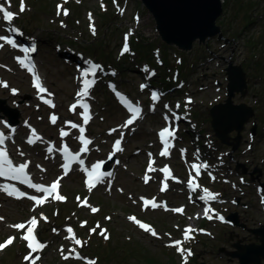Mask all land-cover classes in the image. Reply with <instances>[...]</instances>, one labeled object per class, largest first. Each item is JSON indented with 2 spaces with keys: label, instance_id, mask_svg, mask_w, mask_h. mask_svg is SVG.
Returning <instances> with one entry per match:
<instances>
[{
  "label": "rangeland",
  "instance_id": "obj_1",
  "mask_svg": "<svg viewBox=\"0 0 264 264\" xmlns=\"http://www.w3.org/2000/svg\"><path fill=\"white\" fill-rule=\"evenodd\" d=\"M3 1L5 2V0ZM3 1L0 0V3ZM101 1L83 0V2L79 3V0H71L70 4L67 5L60 2L56 3V0H23L25 11L20 13L19 23L28 35L38 38L41 42L38 58L51 90L57 95L58 114H61L62 118L68 116L66 107L78 89L75 81L77 73L70 65L64 62L65 58L62 54L65 52L73 54L80 51L86 57L89 56L102 61L106 70L113 69L117 71L119 74L117 77L118 83L135 96L142 94L137 89L142 77H140V80L135 81V75L139 73V67L149 69L160 63H166L167 67H181L180 62L183 61L184 66L181 68L187 67L189 69V67H192L191 64L193 62L201 64L204 57L210 56L212 59L202 63L196 70L194 69L191 73H188L185 85L186 90L188 89L191 92V97L194 96L196 98L193 99L194 103L190 105L182 102L180 98L177 103H183L184 109L190 112L191 121L196 124L200 134L202 135L203 132L204 138L213 139V143L216 145V148H213L215 149L214 151L222 155L223 160L227 161L225 167L230 166L231 169V167L236 166L240 162L246 165L247 174L250 175L256 168L260 169L262 174L255 173V182H252L251 178L248 177L250 185H245L244 182H241V177L236 176L235 172L232 171L228 173L233 179L232 182H228L221 177L220 173L216 174L217 180L214 183L222 184L223 191L215 190L213 187L211 192L216 191L223 195L224 192L228 193V197H231V200L237 201V205L230 201L229 204H225L229 208L226 209L221 206L220 210L225 214L226 212L229 214L237 213L240 225L230 228L228 225L223 227L218 222H210L207 227L208 234L195 232L196 236L199 235L196 241L200 242H190V246L194 249V255L191 259H188L189 256L187 257V264H239L238 259H234L226 253H221L220 249L225 248L227 251H234L233 244L239 240H244V243L258 242L249 229L258 228L261 224H264V215L255 187L256 184H264V0H250L255 4L252 17L256 22L243 32H241L242 26L237 27L236 20L234 24L231 23L233 20L231 11L233 10L234 0H225L226 15L218 21L224 37L220 40L217 37L207 39L203 45L197 41L190 50H183L163 41L157 30L156 20L141 0H114L116 9L113 7L111 14L109 11L107 12V9L103 10ZM10 2L12 7L19 12L21 0H10ZM74 2L78 3V5L74 4ZM58 5L62 6L59 15L57 14ZM106 7L108 8L107 4ZM67 9L69 10L68 18L63 14L64 10ZM106 12V16L102 19L103 14ZM89 14H91V19H89ZM229 25H231L232 30H229ZM92 26L95 28V34L91 30ZM253 37L255 38V43L249 44V39ZM127 39H130L132 43L131 50L122 52V45ZM136 39L141 40L140 42L146 52L140 50V45L133 44ZM58 45L61 46V50H56ZM207 46L210 48L209 51L206 49ZM136 47L137 49H135ZM165 51L168 55H165ZM128 53L131 54L126 55L125 59H119L118 56ZM200 55L201 57H199ZM119 61L123 64H120ZM0 62L13 64L8 51L5 50L0 54ZM229 64L239 65L243 68L249 86L248 94L245 97H241L240 94L236 93L232 99L233 102L235 104L245 103L254 110V116L245 124L241 132L238 149L233 153L232 145L221 144L218 141L219 139L216 137L209 119L210 108L215 103L225 102L226 68ZM165 70L167 72V68ZM3 79L11 82L9 88L0 86V99L5 101V105L11 109H14L15 106L18 108L15 109L20 115V121H29L37 125L50 139L57 137V131L64 126L60 125L57 129L50 128L47 124V109L35 105L36 103L32 101L33 99L29 98H26L21 106L16 105L17 103L21 104L24 97L33 95L29 85V78L24 73L14 69L7 71L0 68V80ZM216 81H218L217 84L215 83ZM12 89H16L17 93L13 94ZM102 89V93L100 88L97 90L99 94L96 92L95 126L90 127L91 132L98 139L99 145H102L103 141L108 143L106 130L113 126L120 127L124 117L103 85ZM197 110H200L203 115ZM253 123H256L255 138L250 137ZM162 125L158 117L147 118L142 122L134 139L129 138L131 151L128 149V152L130 151V154L123 157L124 165V160L131 163L129 171H125L123 167L122 169L120 168L116 186L111 192L101 189L94 192L91 196L92 206H98V204L101 206L99 218L103 222L100 221L99 230L107 229L109 236L107 240L98 234L99 230L93 234L90 233L91 229L96 227V225L92 224L89 209L81 210L79 208L80 205L78 206V201L72 202L75 193L82 192V188L84 189L83 178L79 172L63 180L62 193L64 192L68 195L66 197L70 201L67 204L69 207L75 210L76 206L82 212H73L67 206L64 207L65 204L57 205L60 210L58 216L55 208L47 211L51 223L58 225L71 223L74 225L77 235L84 240V248L91 243L92 236L90 235H97L98 238L96 237L97 239L94 243L98 241L97 246L99 247L92 251L93 253H90V250H87L88 253L86 252L90 256H93V254L95 256L96 254L97 256L99 255L100 263L98 261L97 264H137V258L132 254H136V257L140 258L144 256L145 259H150L156 264H185L184 256L178 254L176 252L177 248L170 245H172V241L182 237V227L188 223L189 219L187 217L185 219L183 217H175L170 213L166 214L161 211L143 212L140 209L139 197L141 195H160V193L156 183L144 185L140 180L139 176L143 171V168H141L142 164L146 163L147 160L146 155L134 157L131 152L139 146L146 149L151 148V145L155 144V130ZM21 128L23 135L19 140L22 143L21 152H25L28 148L23 140L28 136V132L22 126ZM185 130H189L187 125ZM193 136L194 134L191 131L184 135V144L186 146L192 147ZM230 136L235 137L236 131L230 133ZM74 139L73 137L70 141ZM205 142L209 143L208 140ZM230 143L237 144L238 142L232 138ZM247 146H250L251 149ZM242 149L246 150L241 151ZM45 150L46 145L43 153H40L41 156L35 154L32 149L29 154L34 155V157L40 156L37 158V163H41L42 166L48 168L47 174H40V176L42 179H48L47 181H49L58 177L59 165L58 160L53 158L52 155L46 154ZM107 150H109V146H103L101 153H106ZM101 153L100 151L95 152L93 161L106 157ZM229 153H232V158L229 157ZM27 158L29 159V156ZM21 159L19 158V160ZM221 161V157H219L217 163L219 164ZM176 169L180 175H185L183 169L177 167ZM202 184H208L207 179ZM242 191H244V194ZM77 195L80 196V194ZM162 197H167L173 203V206H178L185 201L183 200L185 198L184 193L176 196L174 190ZM28 211L29 205L27 203L16 202L0 195V217L5 219L4 221L0 219V241L5 236L14 233V228L11 226L17 221L25 220L30 214ZM192 211L193 213L189 216L198 221L199 217L197 219L196 217L201 213V210L194 211V209L188 208V213ZM131 215H136L151 222L153 229L158 233V237H153L142 229L137 228L129 220ZM106 217H111V219H106ZM82 220H87L88 224L85 221L84 226L80 228L78 224H81L79 221ZM104 240L105 242H103ZM48 241L53 242V239H48ZM54 250L56 249H49L45 259L41 263L36 264H63L64 262L59 257V254ZM29 252L19 245L8 247L2 256L0 264H30V262L24 260V257ZM104 252L106 253L105 259L103 256ZM65 264L81 263L68 261Z\"/></svg>",
  "mask_w": 264,
  "mask_h": 264
},
{
  "label": "snow or ice",
  "instance_id": "obj_2",
  "mask_svg": "<svg viewBox=\"0 0 264 264\" xmlns=\"http://www.w3.org/2000/svg\"><path fill=\"white\" fill-rule=\"evenodd\" d=\"M65 2H67V0H65ZM10 3V0H9ZM61 5L57 6V14H60V9H61ZM25 11V8L23 6V0H21V7H20V12ZM64 15H68V11L64 10L63 12ZM16 13L10 11L8 8H6L4 5L0 4V19H2V21L6 22L9 27H8V31L10 33H19V29L16 27H12V22L14 21L15 17H16ZM89 19H91V14H89ZM91 30L93 32V34H95V28L94 26L91 27ZM22 35V33H20ZM0 41H4L7 45L11 46L12 48H18L20 47L17 43V41L14 38H11L10 36H0ZM5 43H0V48H3L5 46ZM20 50L24 53L23 58L17 57V61L20 64V66L24 69H26L29 73L32 74L33 76V86L34 88L37 90L38 94H40V98L43 100V102L45 104H48L51 107H55V104L50 100V99H45L43 94L47 93V89L43 86L42 81L40 76L38 75V73L35 70V65L31 62L30 53H33L36 51L35 45L31 46V47H20ZM124 51L127 52L128 48L127 45H125L124 47ZM98 70L102 69L100 68L99 65L97 64H92L91 67L87 70H84L82 72V77H83V86L81 88V90L77 93V96L80 98L77 103L72 104L70 107V111L75 112L77 107L79 106L80 108L83 109V111L80 113V115L82 116V120H83V125H87L90 120L92 119L91 114H90V106L88 103L84 102V98L89 96V92L90 89L94 86V84L96 83L95 79H89V76L91 75L92 77L96 76V73ZM145 71H147V69H145ZM0 86H4V87H8V85L6 83H0ZM144 87H147V85H142L141 88L143 89ZM115 91V89H113ZM13 94L17 93L16 89H12L11 90ZM49 96H51V93H48ZM116 95L119 97L120 101L124 104V106L127 108V110L129 111L130 118L125 122L124 125H122L121 127H128L130 125H132L137 119H139L141 117L142 114V109L139 106H136L134 104H132L129 100H127L124 96H122L119 92L116 93ZM151 99L153 101H158L160 99L159 94H157L156 92H153L151 94ZM191 101H189L190 103ZM165 107H167V105H165ZM177 107H179V105H177ZM176 119H179V117H175ZM58 117L56 115H52L50 117L51 123L55 124L57 122ZM165 120H168V117L165 116ZM71 128L73 129H78L80 135L78 137H76V139H78L80 141V143L83 145V147L81 148V152H87L88 149V145H90L92 143V141L88 138H86L85 136V127L81 126L80 124H76V123H72L71 121L66 122ZM11 131L14 133L15 129H11ZM112 131H115V129H113ZM60 135L61 137H65L69 135V132L64 131L63 129H61L60 131ZM175 130L171 127V125L164 127L159 133V139L161 140L162 144H163V150L160 152L161 156L167 157L170 155V149L171 147H173L171 141L175 139ZM9 139L8 136L5 135V133L0 132V177L6 178V179H10V180H14V181H19L22 184L27 185L29 188H32L34 190H36V192L45 194L42 197H37L35 195L29 196L28 198L32 201L35 202V205L40 206L45 204L49 197H51L52 199L58 200V201H65L66 197H64L63 195L59 194V187H60V181L63 179V176L59 177L56 181H54L50 186H44L42 184H38V183H33L32 180L30 179L28 173H27V169H28V162L25 163H20L19 165L14 164L13 160L10 158L8 150L6 147H4L5 145V141ZM41 139L39 136L36 135L35 130H32V135L29 137L28 139V143L29 144H33L36 143L37 140ZM121 140H122V136L121 139H118L115 141V145H114V149L115 151L112 153V155H115V152H119L122 151L121 148ZM49 152H52L53 149L49 148L48 149ZM63 157L64 160L66 161L63 165V172L64 175L66 176L69 171L71 170V165L73 162H78L80 165L84 164V161L82 159H80V154H73L68 146L65 144L63 149ZM21 155H23V153H21ZM151 156V154H149ZM196 158L198 159V153L196 154ZM109 159H111V155L109 156ZM155 163L154 160H150L149 166L147 171L148 172H152L155 171L156 169L153 168V164ZM104 162H97L95 164H93L91 166V169L89 170L87 167L82 168L81 170L84 171L87 175V179L85 181L86 183V187L88 188L89 191H91L93 188L96 187L97 184L101 183L104 179L105 176H111L112 174L109 173H104L101 171L102 167H103ZM209 165H207L206 163H193L190 165V179L188 181V187L191 191H196L200 185L197 183L196 181V177H198L202 170H206L208 169ZM161 172H163L164 174V183H163V188L161 189L162 191L167 190L168 184L167 181L172 178V174H171V170L165 166L164 168L160 169ZM194 171L195 176L192 175V172ZM150 179V177L148 175L144 176V181L145 183L148 182V180ZM214 179V177H213ZM0 190H3L7 193V195L9 196H14L16 198H23L26 193L20 191L18 188L15 187V185H0ZM216 194H213L212 192L209 191V189L207 188H203V195H201L199 197V199L205 201V203L209 202V201H214L216 200ZM77 199L79 200L80 198L77 197ZM143 201V206L145 209L151 207L152 209L161 207L160 204H158L154 199L149 200V199H145V198H141ZM82 206L85 207H89L91 212L96 213L99 211V209L95 208V207H91L90 205L87 204V201H83L82 202ZM166 207V205H165ZM171 211L176 212V213H183L184 209L183 208H176V209H171ZM213 210L211 208L206 207L204 209V215L208 218V219H212V215L210 214ZM0 219H3L2 217H0ZM44 219L46 220L47 218L44 217ZM106 219H111V217H106ZM220 219H223V217H220ZM129 220L132 221L133 223H135L136 225H138V227L140 229H142L144 232L150 234L153 237H158V233L148 224L141 222L140 220H138L136 217H129ZM38 220L35 216H33L30 220H28L25 223H18L15 225H12L11 227L17 229V230H22L23 231V235L21 236V239L23 241L26 242V246L27 248L30 250L29 254L26 255L24 257L25 261L30 262V264H36V262L40 259V257L37 255L35 256V258H33V254L37 253L39 251H42L46 245L42 244L39 242V240L37 239L36 236V228L38 227ZM86 223V222H85ZM100 228V225L97 224L95 228L91 229L92 233H95L97 231V229ZM55 231V229H54ZM194 229L192 228H187L184 231V240H189L192 237L189 235L191 232H193ZM67 232L69 233V236L66 237L67 239H70L74 242L75 245L77 246H83V242L76 238L75 233L73 232V229L71 227L67 228ZM99 235L104 238L105 240H107L109 238L108 234H107V229H101L99 232ZM15 237H9L6 241H4L3 243H0V250H4L7 247H9L10 245H12L15 241ZM182 241H175L172 245L170 246H174L177 248V251L180 252L183 256H184V261L185 264H187V257L190 256L192 253L190 250H186L182 247ZM61 252L63 254V249H61ZM76 250L72 249L70 250V254L71 253H75ZM68 256H64V259H68ZM76 258L77 259H82V257H80L79 253H76ZM86 264H96L95 260H87Z\"/></svg>",
  "mask_w": 264,
  "mask_h": 264
},
{
  "label": "water",
  "instance_id": "obj_3",
  "mask_svg": "<svg viewBox=\"0 0 264 264\" xmlns=\"http://www.w3.org/2000/svg\"><path fill=\"white\" fill-rule=\"evenodd\" d=\"M142 2L156 20L157 30L163 41L169 45L190 50L197 41L203 44L207 39L216 36H219L220 39L223 36L221 27L217 26V21L224 12L221 0H142ZM226 71L229 82L227 86L228 99L225 104L215 105L211 109L212 127L222 143L233 145L235 151L240 142V134L245 124L254 116V110L245 103L235 105L232 100L236 93H240L242 97L248 93V81L243 68L230 64ZM16 115L9 113L12 123H17ZM234 131L238 134L235 138L237 144L230 143V133ZM253 132H255V127ZM239 167L243 168L244 173H247L244 165ZM255 171L261 174L260 170ZM229 219L236 225L239 224L236 214L231 215ZM249 231L259 243L245 244L244 240H239L233 244L234 251L221 248L220 252L238 259L239 264H264V226Z\"/></svg>",
  "mask_w": 264,
  "mask_h": 264
},
{
  "label": "trees",
  "instance_id": "obj_4",
  "mask_svg": "<svg viewBox=\"0 0 264 264\" xmlns=\"http://www.w3.org/2000/svg\"><path fill=\"white\" fill-rule=\"evenodd\" d=\"M111 9H113V5L111 3V0H108L107 12L109 11L110 14L112 13ZM254 9H255V4H253L250 0H234L233 10L231 11L233 20L231 23L234 24V21L236 20L237 21V27L242 26L241 32H243L245 29L249 28L252 24H254L256 22L255 19L252 17V13L254 12ZM226 11H227V9H225V15H226ZM107 12L103 14L102 19H104ZM229 27H230L229 30H232L231 25H229ZM140 41H141L140 39H136L133 41V43L137 46L140 45V50L141 51L144 50L146 52V50L144 49V46L142 45V43ZM248 43L249 44L255 43V38L254 37L250 38ZM165 55H168V53L166 51H165ZM108 57H110V55H108ZM189 72L190 71H188V73ZM197 111L199 112L200 110H197ZM199 113H201V112H199ZM132 255L135 258H137V260H136L137 264H156V262H154L150 259H145L144 256H142L140 258V257H136V254H132ZM104 259H105V256H104ZM101 261L103 262V260H101ZM63 264H65V263H63Z\"/></svg>",
  "mask_w": 264,
  "mask_h": 264
},
{
  "label": "bare ground",
  "instance_id": "obj_5",
  "mask_svg": "<svg viewBox=\"0 0 264 264\" xmlns=\"http://www.w3.org/2000/svg\"><path fill=\"white\" fill-rule=\"evenodd\" d=\"M176 89H177V87H176ZM3 105L2 104H0V107H2ZM10 107H8V109H9ZM8 113V116H9V112H7ZM2 114V113H1ZM3 115V114H2Z\"/></svg>",
  "mask_w": 264,
  "mask_h": 264
}]
</instances>
